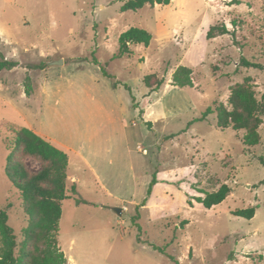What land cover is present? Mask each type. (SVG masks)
<instances>
[{"label":"rangeland","instance_id":"374dc122","mask_svg":"<svg viewBox=\"0 0 264 264\" xmlns=\"http://www.w3.org/2000/svg\"><path fill=\"white\" fill-rule=\"evenodd\" d=\"M127 1L0 0V60L17 63L0 71V210L17 251L28 220L5 167L14 132L28 128L68 157L57 241L69 264H264V114L253 147L244 131L203 118L228 107L230 88L246 77L264 109V0L121 11ZM222 25L229 34L206 38ZM131 28L150 44L115 58ZM241 57L261 68L240 67ZM179 67L192 70L193 87L172 85ZM148 75L164 80L159 90L145 87ZM17 160L41 169L21 151ZM223 184L231 192L221 204L193 199ZM248 208L252 219L232 215Z\"/></svg>","mask_w":264,"mask_h":264},{"label":"trees","instance_id":"16d2710c","mask_svg":"<svg viewBox=\"0 0 264 264\" xmlns=\"http://www.w3.org/2000/svg\"><path fill=\"white\" fill-rule=\"evenodd\" d=\"M171 0H129L121 11H137L146 5L166 6ZM229 31L224 25L212 26L207 32L208 40L217 36L227 35ZM152 36L145 30L131 28L122 33L118 39L119 48L115 58L130 55L129 46L141 44L148 46ZM94 64H98L93 60ZM240 67L261 68L259 65L249 62L241 57L238 62ZM17 63L0 60V71L11 70ZM42 68L41 66L34 67ZM103 75L109 77L102 69ZM192 70L187 67H179L172 74V85L179 88L193 87ZM154 80V83L151 82ZM143 83L150 91H157L163 85V79H156L155 75H148ZM154 84V85H153ZM25 93L30 95V79L25 78ZM227 106L220 103L213 109L209 107L203 114L206 118L210 114L216 116V127L219 129L231 128L234 131H244L242 143L244 146L253 147L259 144L258 129L262 124L261 116L264 109L256 99L251 84V78L246 77L242 83L230 88ZM149 124V123H148ZM37 159L41 169L37 173H29L17 160L18 152ZM264 166L263 159H260ZM67 155L44 140L41 136L28 128H21L14 132L13 148L6 159L5 172L10 183L18 190L24 215L28 225L22 231V243L17 251L16 236L8 225L6 212L0 210V264H69L67 258L58 247L59 221L62 215L61 205L67 198L65 195L67 181ZM157 183L153 178L147 189L149 197L153 186ZM227 185H221L216 191L206 194L203 198H193L203 208L210 209L221 204L230 194ZM144 199L139 207H144ZM191 201L188 205L191 206ZM254 208L238 210L232 213L235 217L252 219ZM133 222L137 216L132 217ZM135 225H137L135 223ZM138 230H140L138 228ZM154 251L164 254V250L155 245H150ZM232 260V258H231Z\"/></svg>","mask_w":264,"mask_h":264},{"label":"water","instance_id":"95a60500","mask_svg":"<svg viewBox=\"0 0 264 264\" xmlns=\"http://www.w3.org/2000/svg\"><path fill=\"white\" fill-rule=\"evenodd\" d=\"M52 64H56V63H52ZM112 211L118 216H120V214H121V209L120 208H113Z\"/></svg>","mask_w":264,"mask_h":264},{"label":"bare ground","instance_id":"6f19581e","mask_svg":"<svg viewBox=\"0 0 264 264\" xmlns=\"http://www.w3.org/2000/svg\"><path fill=\"white\" fill-rule=\"evenodd\" d=\"M163 106V105H162ZM172 114V113H171Z\"/></svg>","mask_w":264,"mask_h":264}]
</instances>
